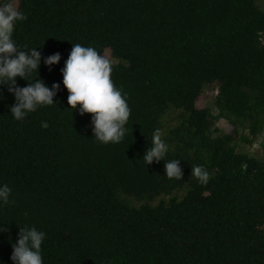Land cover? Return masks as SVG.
<instances>
[{"label": "trees", "instance_id": "obj_1", "mask_svg": "<svg viewBox=\"0 0 264 264\" xmlns=\"http://www.w3.org/2000/svg\"><path fill=\"white\" fill-rule=\"evenodd\" d=\"M15 1L27 19L13 39L42 57L61 54L51 70L39 68L60 89L55 104L17 121L14 96L0 86V184L14 201L0 207V264H13L24 226L45 233L44 264H264V158L237 151L264 131L256 0ZM77 43L118 60L111 78L131 109L118 144L99 143L92 114L67 103L61 69ZM206 90L216 92V114L198 106ZM219 118L232 131H219ZM157 130L169 145L165 162L181 160L180 180L164 175V161L145 164ZM198 165L207 184L191 175ZM180 189V199L148 203Z\"/></svg>", "mask_w": 264, "mask_h": 264}, {"label": "clouds", "instance_id": "obj_2", "mask_svg": "<svg viewBox=\"0 0 264 264\" xmlns=\"http://www.w3.org/2000/svg\"><path fill=\"white\" fill-rule=\"evenodd\" d=\"M27 16L14 5L11 0L0 4V86L7 85V90L14 96V104L10 112L17 121L25 118L38 108L55 104L60 83L49 87L39 78L41 62L51 70L58 64L61 54L56 52L42 57L37 48L21 50L13 39L17 22L24 21ZM113 61L102 56L94 47H85L77 43L72 46L68 58L61 69L62 84L68 91L67 103L80 115L90 113L93 137L102 144H118L127 134V123L131 109L127 103V94L117 88L111 78ZM33 73H37L33 77ZM17 78L27 81L26 86H19ZM77 106H79L77 108ZM47 128V122H41ZM157 130L153 134L150 147L143 159L146 165L164 161V175L169 179L180 180L183 170L179 159L165 162L169 145ZM191 175L201 184H207L210 173L203 166L191 168ZM8 184H0V207L13 203ZM0 224V232L7 228ZM18 239L12 243L10 256L13 264H44L42 244L45 233L34 226L19 227Z\"/></svg>", "mask_w": 264, "mask_h": 264}, {"label": "rangeland", "instance_id": "obj_3", "mask_svg": "<svg viewBox=\"0 0 264 264\" xmlns=\"http://www.w3.org/2000/svg\"><path fill=\"white\" fill-rule=\"evenodd\" d=\"M14 5H18L17 1L12 2ZM256 3L260 9L264 11V0H256ZM102 56H106L107 58L111 59L113 61V64L118 63V60L115 59L114 57L111 56V51L109 49H106L105 52L103 53ZM216 92L211 91V90H206L204 91L203 95L200 97L198 101V106L199 107H205L209 106L210 109L214 114L217 113V109L213 106L211 97L214 95ZM216 127L219 131H232L233 125L229 123L226 119L224 118H219L217 120ZM245 135L249 136L248 131H245ZM237 151L242 152V153H248L250 155H257L258 158L263 159L264 158V131L261 132V134L257 137V139L253 143H248L245 141H238L237 142ZM185 193V189H180L175 191L171 196H160L156 198L153 201H150L148 203H151L153 205L157 204L160 200H165L168 201L171 197H176L180 199L183 194ZM132 203L134 205H140L143 203H147V201H138V200H133Z\"/></svg>", "mask_w": 264, "mask_h": 264}]
</instances>
